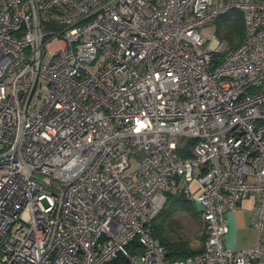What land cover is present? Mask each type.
I'll list each match as a JSON object with an SVG mask.
<instances>
[{
	"label": "built area",
	"instance_id": "2783aa9c",
	"mask_svg": "<svg viewBox=\"0 0 264 264\" xmlns=\"http://www.w3.org/2000/svg\"><path fill=\"white\" fill-rule=\"evenodd\" d=\"M231 9L228 49L203 28ZM171 193L205 229L175 260L151 233ZM262 231L264 0H0V264H264Z\"/></svg>",
	"mask_w": 264,
	"mask_h": 264
},
{
	"label": "trees",
	"instance_id": "16d2710c",
	"mask_svg": "<svg viewBox=\"0 0 264 264\" xmlns=\"http://www.w3.org/2000/svg\"><path fill=\"white\" fill-rule=\"evenodd\" d=\"M215 23L217 24L216 33L226 41L228 49L235 48L242 40L245 31L241 11L239 9H231L218 16ZM186 204H188V201L184 196L177 193H171L169 199L151 223V233L154 238L158 239L160 243L164 245L166 252L165 258L167 260L184 258L202 250V247L199 250H194L190 248L184 240H171L167 235L165 227L167 220L170 218L168 217V210L177 209L179 206ZM190 207L194 212L199 213V210L193 203ZM202 238L204 240L205 234H203ZM129 249H131L132 252L141 251V248L136 241H132L131 244H129ZM104 264H128V261L120 256Z\"/></svg>",
	"mask_w": 264,
	"mask_h": 264
},
{
	"label": "rangeland",
	"instance_id": "374dc122",
	"mask_svg": "<svg viewBox=\"0 0 264 264\" xmlns=\"http://www.w3.org/2000/svg\"><path fill=\"white\" fill-rule=\"evenodd\" d=\"M203 31L208 33L216 32L217 24L212 23L206 25L203 28ZM59 46V43H53L51 48L57 49ZM190 205H192V203L188 201V204L181 205L177 209H169L168 217L170 218L167 220L165 228L167 235L171 240H184L190 248L199 250L203 245L204 240L202 237L203 234H205V229L200 214L194 212ZM240 234L242 236L241 242L244 243V245H248V243L256 242L258 232L252 225L249 228H244L243 230L240 229L239 235ZM261 239L264 240V231L261 233ZM255 242L252 245H254Z\"/></svg>",
	"mask_w": 264,
	"mask_h": 264
},
{
	"label": "crops",
	"instance_id": "0c3cea01",
	"mask_svg": "<svg viewBox=\"0 0 264 264\" xmlns=\"http://www.w3.org/2000/svg\"><path fill=\"white\" fill-rule=\"evenodd\" d=\"M255 196L249 195L245 197L239 206L233 210L226 212L228 230L223 236V244L234 250L251 246L254 242L244 245L241 242L240 229L249 228L253 225V216L255 212ZM197 209L199 207L196 206ZM240 239V240H239ZM261 245L264 247V240L261 239Z\"/></svg>",
	"mask_w": 264,
	"mask_h": 264
}]
</instances>
